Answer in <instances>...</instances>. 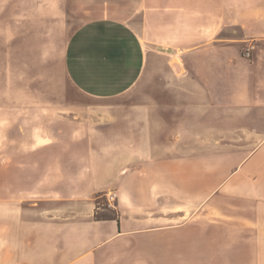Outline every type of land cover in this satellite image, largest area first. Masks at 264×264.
Here are the masks:
<instances>
[{"label":"crops","instance_id":"obj_1","mask_svg":"<svg viewBox=\"0 0 264 264\" xmlns=\"http://www.w3.org/2000/svg\"><path fill=\"white\" fill-rule=\"evenodd\" d=\"M68 1L139 49L153 103L0 157V264H264V0Z\"/></svg>","mask_w":264,"mask_h":264},{"label":"rangeland","instance_id":"obj_2","mask_svg":"<svg viewBox=\"0 0 264 264\" xmlns=\"http://www.w3.org/2000/svg\"><path fill=\"white\" fill-rule=\"evenodd\" d=\"M138 50L128 47L122 34L86 27L68 0H0L4 163L18 150L26 151L27 143L34 148L57 144L58 133L70 132L61 128L68 122L133 119L125 107L153 103L154 98L140 95L141 89H154L153 71L139 81L138 65L128 60L137 59ZM147 55L153 57V49ZM156 116L153 108L152 122ZM181 147L180 155L187 151ZM217 149L213 143L200 144L194 153ZM106 197L100 199L104 204Z\"/></svg>","mask_w":264,"mask_h":264},{"label":"built area","instance_id":"obj_3","mask_svg":"<svg viewBox=\"0 0 264 264\" xmlns=\"http://www.w3.org/2000/svg\"><path fill=\"white\" fill-rule=\"evenodd\" d=\"M255 49H256L255 43L250 42L249 45L244 50V53H243L244 57L246 59H250L252 57V53L254 52ZM117 201H118L117 193L111 192V193L107 194L105 205L108 209L114 210V209H116Z\"/></svg>","mask_w":264,"mask_h":264},{"label":"trees","instance_id":"obj_4","mask_svg":"<svg viewBox=\"0 0 264 264\" xmlns=\"http://www.w3.org/2000/svg\"><path fill=\"white\" fill-rule=\"evenodd\" d=\"M100 197L97 199V211L95 213V218L98 220H116L119 218V213L116 210H110L106 207L104 204V200L100 201ZM100 204H103L102 207H100Z\"/></svg>","mask_w":264,"mask_h":264}]
</instances>
